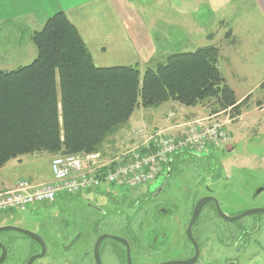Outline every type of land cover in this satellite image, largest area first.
<instances>
[{
  "label": "rangeland",
  "instance_id": "obj_1",
  "mask_svg": "<svg viewBox=\"0 0 264 264\" xmlns=\"http://www.w3.org/2000/svg\"><path fill=\"white\" fill-rule=\"evenodd\" d=\"M128 1L130 2V0ZM144 1L135 0L132 2L130 12L132 17L126 16L125 18L131 34L138 38V47L140 48L142 60L145 61L144 63L137 61L138 64L132 65L133 67H137L140 73H144L147 70H155L158 64H164L170 56L194 53L198 49L207 47H216L220 50L218 68L227 86L234 92L237 100L247 98L250 95L246 107L241 111V116L226 125L229 137L227 146L224 149L218 148L210 152L211 157L218 158L216 163L223 170V173L230 175L233 181L230 182L221 178L218 185L215 186L214 195L223 203L222 208L228 214L237 213L252 206H264V194L262 195L263 198L256 201L252 200L253 194L260 190L256 185L258 175L260 177L259 181H261V176H263L262 181L264 180L263 169L258 166L259 163L261 164L264 161V91L259 89L264 81V1ZM178 6H180L179 9ZM183 10L189 12L190 19L181 17L184 16L181 14ZM130 20L131 23H129ZM191 21L195 22V31L184 25ZM20 31L19 28L10 26H4L0 29V66L6 68L11 65L10 63H12L11 66H15L25 56V53H28V50L25 51L24 48L29 35L20 33ZM232 37H235L233 42L243 44V48L246 50L233 52L232 49L228 48L226 46L227 41L231 40ZM258 102L262 103L261 106L257 105ZM198 106L200 110L195 111V119L187 122L203 120L208 117L202 109L212 107L211 103H203ZM181 108L188 113L194 112L183 106ZM217 118L223 122L226 116L223 114L217 116ZM130 125L131 123L126 122L106 135L95 151L101 157V162H108L107 159H112L118 156L119 153L131 149L135 145L134 141L141 142V139L148 138L154 132H162L169 135V137L177 135V133L172 135L173 132L165 129L151 130L147 127V129L143 127L131 129L133 126ZM141 126H144V123ZM131 139L132 142L128 144ZM130 145L132 146L130 147ZM197 156L191 152H178L172 155L169 163L161 166L158 177L165 176L168 170L176 172L183 169V163H186V169H188L187 162H197V158L201 159L203 163L198 167L196 164L193 165L192 169L201 170L202 177L215 175V172H206L214 171L209 152ZM52 157L48 153H40L12 160L11 164L15 165L16 168L13 172L15 174H10V178L12 179L15 175L16 178L21 177L23 179L25 177L26 179V175L33 174L38 181H45L49 177V163ZM205 161H208V163ZM168 165L171 166L170 169H168ZM256 166L258 167L256 168ZM2 176L0 174V177ZM157 184L153 183L148 187L152 190ZM128 190L131 189L119 186H103L99 191L93 192L89 196H87L88 194L71 197L60 196L59 202L56 204L63 205L61 203H69L71 200L80 201L96 198L101 206H114L110 203V199H114L113 195H119L120 200L124 196H134ZM201 191L206 192L204 186L201 187ZM27 210L0 214V227L11 225V223L18 220L17 226L29 227L34 230L36 222L42 219L40 214H34L39 213L42 209L35 206ZM185 226V222L182 223L181 221V215L177 213L170 227L171 236L178 241V232L181 229L185 230ZM45 239L47 240V234ZM3 242L8 244L5 239ZM28 243H31V241L27 237L14 233V238L9 243L14 258L11 261L9 257L4 264H15L24 261L28 254Z\"/></svg>",
  "mask_w": 264,
  "mask_h": 264
},
{
  "label": "trees",
  "instance_id": "obj_2",
  "mask_svg": "<svg viewBox=\"0 0 264 264\" xmlns=\"http://www.w3.org/2000/svg\"><path fill=\"white\" fill-rule=\"evenodd\" d=\"M31 41L37 52L32 63L0 70V170L28 155L93 153L139 108L211 103L209 114L228 111L235 120L250 98L238 101L227 86L216 47L170 56L141 74L135 66L96 68L63 13L51 17ZM259 89L264 91V81Z\"/></svg>",
  "mask_w": 264,
  "mask_h": 264
},
{
  "label": "flooded vegetation",
  "instance_id": "obj_3",
  "mask_svg": "<svg viewBox=\"0 0 264 264\" xmlns=\"http://www.w3.org/2000/svg\"><path fill=\"white\" fill-rule=\"evenodd\" d=\"M209 157L214 171L206 172H215L213 176L202 177L201 170L191 168L203 163L197 158V162H187L188 169L183 163V169L168 170L167 176L156 178L154 183L159 185L152 190L149 185L128 190L134 196L121 200L113 195L115 200L111 198L110 203L114 206H101L96 198L63 205L56 204L57 200L34 214L42 217L35 226L32 224L34 230L17 226L18 220L7 225L36 234L45 245V254L39 258L42 248L21 231H2L0 264L9 257L13 261L9 243L14 233L31 241L26 259L15 264H264V212L259 211L264 206L226 213L214 189L221 178L233 182L232 177L223 173L218 160ZM258 166L264 172V161ZM261 177L259 181L258 175L256 185L260 190L253 194V201L263 198ZM203 186L205 193L201 191ZM208 198L215 201L205 203L190 225L199 201ZM177 213L186 224L185 230L178 232V241L171 236L170 228Z\"/></svg>",
  "mask_w": 264,
  "mask_h": 264
},
{
  "label": "crops",
  "instance_id": "obj_4",
  "mask_svg": "<svg viewBox=\"0 0 264 264\" xmlns=\"http://www.w3.org/2000/svg\"><path fill=\"white\" fill-rule=\"evenodd\" d=\"M134 1L0 0V29L4 26L17 27L21 30L20 33L29 35L28 42L24 48L25 51L28 50V53H25V56L15 66H11L12 63H10L11 65L6 68L0 66V70L6 72L13 71L33 62L37 55L36 49L31 41L32 34L41 30L43 25L58 13H63L70 24L78 31L96 68L132 66L138 64L137 61L144 63L145 61L142 60L140 48L138 47V38L131 34L128 23L125 20L126 16L129 18L132 17L130 15L131 3ZM256 2H259V0ZM179 8L180 6H178ZM181 14L184 15L181 16L182 18L190 19L189 12L183 10ZM129 23H131V20ZM194 23V21H191L184 25H186L185 27H190V30L195 31ZM234 38L232 37L231 40L228 39L229 41H227L228 44L226 46L232 49L233 52L246 50L243 48V44H238L236 41L233 42L235 40ZM15 54L16 52L13 55L14 57ZM181 107L177 103L167 102L149 109L139 108L134 112L128 123H131L133 126L131 129L143 127L151 130L165 129L170 132L179 123L195 119V111L200 110L199 107L188 108L194 111L188 113ZM202 110L204 114H209L208 108H203ZM142 123H144V126H141ZM131 142L132 139L128 144ZM11 162L0 170V174L3 175L0 177V187L2 188H11L17 180L22 179L21 177L16 178L15 175L12 179L10 178V174H15L13 172L16 168ZM50 177L49 172V177L45 181L50 180ZM26 179L45 182L38 181L33 174L26 175Z\"/></svg>",
  "mask_w": 264,
  "mask_h": 264
},
{
  "label": "built area",
  "instance_id": "obj_5",
  "mask_svg": "<svg viewBox=\"0 0 264 264\" xmlns=\"http://www.w3.org/2000/svg\"><path fill=\"white\" fill-rule=\"evenodd\" d=\"M221 114L226 116L223 122L217 118ZM231 121L226 111L176 126L175 137L154 132L129 151L104 163L96 153L56 157L50 165L51 183L35 185L29 180H20L12 189H0V214L52 205L58 196L88 194L103 186L134 190L151 185L172 155L191 152L199 156L210 149L225 147L229 140L226 125Z\"/></svg>",
  "mask_w": 264,
  "mask_h": 264
},
{
  "label": "water",
  "instance_id": "obj_6",
  "mask_svg": "<svg viewBox=\"0 0 264 264\" xmlns=\"http://www.w3.org/2000/svg\"><path fill=\"white\" fill-rule=\"evenodd\" d=\"M211 201H215V200L212 199V198H208V199H203V200L199 201L198 206H197L196 209L194 210V213H193V216H192V220H191V222H190V225H192V224L194 223V221L196 220V218H197V216H198V214H199L201 208L203 207V205H205V203H207V202H211ZM259 211H260V212H264V210H259ZM259 211H252V213H253V212L257 213V212H259ZM252 213H251V212H248V213H246V214H252ZM224 217H225V216H224ZM225 218H226V217H225ZM2 231H21L23 234L28 235L29 238L35 240V241L40 245V247L42 248V254H40L39 258H42V257L44 256L45 253H43V252H44V249H45V245H44L43 241H42V240H41L36 234L31 233V232H29V231L20 230V229H18V228L11 227V226H7V227H2V228H0V232H2ZM100 241H101V239L98 240V243H99ZM1 260H2V258H1ZM30 263H31V261H30L28 264H30Z\"/></svg>",
  "mask_w": 264,
  "mask_h": 264
}]
</instances>
